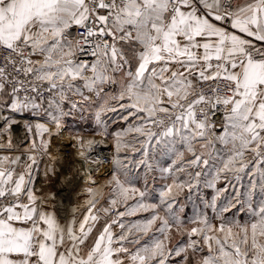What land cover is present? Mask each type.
<instances>
[{
    "label": "snow or ice",
    "instance_id": "6c2138e0",
    "mask_svg": "<svg viewBox=\"0 0 264 264\" xmlns=\"http://www.w3.org/2000/svg\"><path fill=\"white\" fill-rule=\"evenodd\" d=\"M0 264H264V0H0Z\"/></svg>",
    "mask_w": 264,
    "mask_h": 264
}]
</instances>
